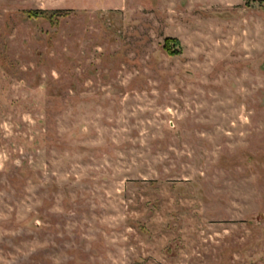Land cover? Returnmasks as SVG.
<instances>
[{"label": "rangeland", "instance_id": "rangeland-1", "mask_svg": "<svg viewBox=\"0 0 264 264\" xmlns=\"http://www.w3.org/2000/svg\"><path fill=\"white\" fill-rule=\"evenodd\" d=\"M0 264H264V4L0 0Z\"/></svg>", "mask_w": 264, "mask_h": 264}, {"label": "trees", "instance_id": "trees-1", "mask_svg": "<svg viewBox=\"0 0 264 264\" xmlns=\"http://www.w3.org/2000/svg\"><path fill=\"white\" fill-rule=\"evenodd\" d=\"M260 2L264 4V0H260Z\"/></svg>", "mask_w": 264, "mask_h": 264}]
</instances>
